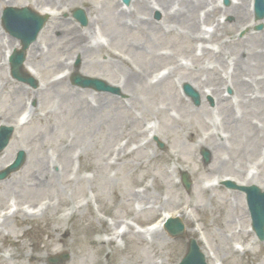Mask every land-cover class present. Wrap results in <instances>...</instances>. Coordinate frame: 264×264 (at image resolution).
<instances>
[{"label": "rangeland", "instance_id": "obj_1", "mask_svg": "<svg viewBox=\"0 0 264 264\" xmlns=\"http://www.w3.org/2000/svg\"><path fill=\"white\" fill-rule=\"evenodd\" d=\"M231 2L219 0V5L227 8ZM116 3L119 10L122 5L130 8L133 16L127 18L132 19L129 26H123L126 30H120L113 38L109 29L117 27L114 21L105 23L99 19L96 22L94 18L96 14L103 17L108 7L117 12ZM8 6L0 5V126H13L14 132L6 148L0 151V173L6 171V165L18 150L25 151L26 159L21 168L0 180V225L4 219L1 214L8 211L9 215L14 214L0 230V264H15L23 248L41 255L42 264H52L47 252L38 253L33 247L46 241V232H50L53 224L67 228L68 233L72 229V248L62 232L57 233V238L64 239L65 243L50 255L68 254V258L56 264H178L186 244L193 239L202 252L210 254L205 258L208 264H264V240H258L248 230L250 218L244 193L224 183L233 180L239 186L237 181L251 179L252 184L264 187V98L252 101L253 109L245 110L239 99L233 101V89L225 83L230 81L236 52L253 46L251 38L264 29V17L254 16L253 0L245 27L232 26V18L227 14L216 15L215 19L226 28L222 25L207 49H200L195 39H189L182 30L158 28L161 13L154 10L147 11V15L140 14L131 0L126 5L122 0L63 3L59 14L69 27L89 30L90 44L104 45L106 50L96 56L90 53L87 61H97L92 67L83 66L77 54L65 58L59 49L60 42L49 47V36L59 35L49 33L57 22H50L49 17L46 24L49 28L42 34L43 27L35 40L41 43L40 51L31 52L30 46L26 51L25 64L38 80L35 88L10 76L6 56L18 40L1 25L2 13ZM77 9L83 11L85 24L73 17ZM136 13L154 21L155 32L144 30V26L135 21ZM207 23L202 28L210 33L214 25ZM83 34L85 37L86 32ZM72 38L73 50L77 40L73 34ZM109 52L116 55L113 61L109 60ZM117 59L122 65H116ZM73 65L85 72H80L82 79L87 76L120 82L121 72L129 67L144 70L153 82L161 74L169 72V76L160 87L154 83L141 84L134 105L130 103L134 110L122 106L121 101L127 99L128 93H123L119 87L115 93L103 92L114 97L115 102L109 109H96V119L92 117L85 123L79 115L86 112L83 106L89 109L87 101L93 97L88 102L96 107L98 91L72 83ZM245 72L238 70L236 78L247 77ZM192 75L201 80L206 76L217 79L221 76L227 84H224L223 96L232 101L234 114L238 118L246 116L258 127L259 146L255 148L256 140L248 139L245 120L238 125L235 139L230 132L228 147L223 151L227 162L220 173L212 170L216 164L209 149L198 146L194 150L195 138H187L190 131L197 129L203 135L201 119L208 122L207 126L219 125L222 119L215 95L208 93L206 85L199 87L203 94L191 87L199 95V105H194L187 96L181 98V87L187 83L183 77ZM60 76H64V83L53 90L47 89L54 82L58 83ZM67 87H73L80 97L62 101L58 90ZM69 106H73L75 112L70 113ZM201 106L208 108L207 115L200 111ZM21 112L28 119L19 123ZM125 114L131 117L135 114L139 121L126 128ZM221 133L225 134L223 130ZM159 142L163 144L162 149L158 147ZM202 151L208 153L207 161L203 160ZM44 170L54 173L46 184ZM32 172L37 178L30 181L28 173ZM181 172L189 174L188 190L182 185ZM38 182L40 186L35 184ZM10 203L13 206L8 209ZM71 207L73 215H70ZM42 210L45 213L40 217ZM168 212L180 213L185 226L183 237H171L163 229L145 232V225ZM117 225L123 228L122 235L110 238ZM126 225L130 226L129 231ZM77 227L82 228L79 237L73 236ZM80 237L88 245L82 254L76 243ZM25 263L31 264L32 259L27 257Z\"/></svg>", "mask_w": 264, "mask_h": 264}, {"label": "bare ground", "instance_id": "obj_2", "mask_svg": "<svg viewBox=\"0 0 264 264\" xmlns=\"http://www.w3.org/2000/svg\"><path fill=\"white\" fill-rule=\"evenodd\" d=\"M14 1L15 0H1L0 5H7V6L26 5L33 10H37V12H39L40 14L49 15L52 21L53 20L57 21L55 26L50 28L49 33L57 32L59 35L58 37L49 36L48 39L49 47L54 46L57 42H60L61 45L59 46V49H61L62 54L65 55V58L67 57L72 58V54H77L81 59L83 66L92 67L94 65H97V61H92V60L87 61V57H89L90 53H92V56H96L97 54H102L101 52L103 50H106L105 46L101 45L100 47L99 45H91L87 37L89 30L87 29L83 30L80 28L77 29L76 27H74V29L70 28L69 24L65 20H63L59 14V9L63 5V3H67L68 5H70V2L72 4V0H34L32 3H24V4H18L15 3ZM131 1L133 7H135V10L140 11V14L142 13L144 15H147V11L151 13L154 10H158L161 13V19H162L160 23H157L158 28L168 31L174 29L175 31L182 30L184 31L187 37L189 36V39H193V38L195 39V42L200 45V49H207L209 47L208 45L209 44L211 45L213 43L211 41L214 40L216 33L219 32L221 27L224 26V28H226V25L219 23L220 21L218 19H215L217 14L221 13V14L229 15L232 18V24H231L232 26L238 28L245 27L247 25L246 23L248 22V19L251 14V2H252V0H232L231 5H229L227 8H223L220 5H218L219 0H154L149 3H146L145 2L146 0H131ZM118 6L119 3H116L115 9H118ZM105 9L107 11L103 17L96 14L94 19L96 22H98V20L100 19L101 22L104 21L105 23H113L114 21L117 27L112 26L109 29V33L113 38H116L120 30L121 31L126 30L124 27L129 26V21L132 18L128 20L127 18L133 16V11L130 8L128 10V8H125L123 6L122 8H120V10L118 9L117 12L112 11L111 8L109 7ZM88 11L90 12L89 9ZM135 15H137L135 16V21L140 26H144V30H148L149 32H155L156 23H154V21L144 19L141 16L139 17L137 13ZM207 22L213 23L214 25L213 28L214 30L209 35H207V32H205L202 28L203 24H208ZM88 24H89L88 27H90L91 26L90 23ZM45 26L43 28L45 31H43L42 34H44L49 28L46 24ZM84 32H86L85 37L83 34ZM72 34L76 36V40H77L75 42L76 45L73 46V50H72V39H73ZM98 34L99 33L96 34V37ZM251 40L253 41V46L240 49L236 52V57L232 61L231 72L229 73L230 81L225 82L231 85L233 89V96H232L233 101L236 102L239 99V103L245 106L243 109L249 111L253 109L252 104L255 102L254 100L259 101L261 100V98H264V29L261 32H258L256 36L252 37ZM45 44H47L46 41ZM16 46L17 45L15 44V47ZM40 48H41L40 41H34L33 45H30L28 50H30L31 52H35V51H40ZM108 56L110 57L109 58L110 61H113V59L116 57L115 54L111 52H109ZM115 62L117 66L122 65V63H120L118 59L115 60ZM25 68L24 69L28 70L31 76L33 77L35 76V73L33 71H30L27 68L26 64H25ZM238 70H241L243 72L248 70V73L247 72L244 73V76L247 77H244L242 79L236 78ZM72 71L76 75H80V72L85 73L81 69H78L75 65H73ZM121 74L123 75V79L118 84L113 80L111 81L109 79H107V83L118 86L120 90L123 91V93H128L127 99L122 100L121 104L125 109L134 110L135 108L131 106L130 103L133 104L136 101L137 98L136 91L138 90L140 85L143 84L144 82L150 83L148 79V75L145 73L144 70H135L132 69L131 67H129V69H126L124 72H121ZM168 76L169 73L167 75H164L160 79L156 80L154 82V85L156 87H160L164 82L163 80L167 79ZM219 77L221 78V80L220 78L217 79L215 76H210V77L206 76V78L203 80H201L200 77H195L194 75H192V77L189 78L188 77H183V78L185 79L184 82H187V84L197 89L201 94L205 92L199 87H203L206 85L208 88V93L215 95L216 108L217 109L219 108L222 114V119L220 124L219 125L216 124L214 126L209 124L207 126L206 124L208 122H205L201 119L200 123L201 125H203L202 131L205 130L203 132V135H200L201 133L197 129L194 131H190L188 133L187 138L188 140L195 138V140L192 142L194 150L197 149L198 146L200 147L204 146L207 147V149H209V151L211 152V156H213V163L216 164L212 168V170L218 171L220 173L222 172L223 167L224 165H226L227 162L226 160L227 157L224 156L223 151L228 147L230 132L233 134L235 139L237 137V132L239 128L238 125L242 123V120H245L243 122V125L246 127L247 133H249L248 139L256 140V143L253 142L254 148L259 146V141L257 138L258 127L254 125L251 120L247 119L246 116L241 115V117L238 118L234 114L232 101H230V99L228 100L226 96H223V88L225 84L223 82L224 80L222 79L221 76ZM58 80H59L58 83L54 82V85L47 89L53 90V87L62 85L64 83V76H60ZM79 94L80 93L76 92V90L73 89V87H67L66 90H58V97L65 102L67 101L68 98L71 97L79 98L80 97ZM96 94H97L96 96H98L99 98L96 107H93L91 105L92 103L88 102L91 99L93 100L95 97L89 99L88 101L85 99V102L87 101L88 103L89 109L83 106V109L86 112L79 115L80 119L83 120V122L85 123L86 121L90 120L92 117L96 119L97 110H102L104 108L109 109L111 104L115 102L114 97L107 95L103 92L98 91ZM181 98L184 97L181 96ZM227 100L229 101V105H227ZM126 103H128L129 106H126ZM71 111L75 112L73 106L70 107V113ZM200 111L206 115L209 112L206 106H201ZM134 115H132L131 117V116H126L125 114V121H128L126 123V128L131 127L132 124L139 121V119ZM209 127L211 128V132L209 131ZM222 130L224 131L225 134L221 133ZM205 132L207 133L204 134ZM154 137L156 139L157 136ZM29 167H31V165L27 166L26 169H28ZM29 172L31 171L29 170ZM239 172L241 171L239 170ZM43 174H45L47 177L46 181H44L45 184L49 183L50 178H53L54 176V173H50L48 170H44ZM35 177L37 178L36 175ZM35 177L33 175V172L28 173V179L30 181L35 180L36 179ZM237 183H239V181H237ZM35 184H38V186L41 185L39 182ZM249 184H252L251 179L249 180L246 179L244 182L239 183V185H246V186ZM26 186L28 187L27 184ZM33 186L34 185H32V187ZM44 213L45 212H43V214L40 217H43ZM5 215H7V213ZM13 215H8L4 217V219L1 221L0 230L3 228V226L8 220L14 217ZM165 218L166 216H164L160 221L148 227L147 229H151L155 226L161 227L162 224L161 222H163ZM118 226L119 225L115 226L114 229ZM126 227H127V231H129L130 226L126 225ZM66 230L68 229L65 227L61 228L53 224L50 232L48 233L46 232L47 234L46 241L43 243H36L33 249H37L35 251H38V253L47 252L48 256L52 257L57 254L50 255V253L58 251L60 249V246L65 243V240L69 243V246L72 248V229L70 230V233H68ZM59 232H62L63 238L66 237L65 240L59 239V237L57 238V233ZM81 233H82V228L79 229L77 227L73 233V236L79 237L81 236ZM86 233H87V229H85V235ZM85 235L83 237H85ZM83 237H80L76 240V243H79L77 245L81 254L84 252L85 247L88 246L84 244ZM21 250H22V255L19 256L20 260H18L15 264H26L25 260L27 257H30L32 259L31 264H42L41 255H35L26 248H23Z\"/></svg>", "mask_w": 264, "mask_h": 264}, {"label": "water", "instance_id": "obj_3", "mask_svg": "<svg viewBox=\"0 0 264 264\" xmlns=\"http://www.w3.org/2000/svg\"><path fill=\"white\" fill-rule=\"evenodd\" d=\"M255 16L258 19L264 17V1L263 0H255L254 4ZM5 20L8 15L14 17H20L12 22L11 28H8L9 31L19 38L22 43V48L19 52H17L12 59V75L20 81H26L32 83L31 79H25L21 76V68L22 62L24 60V51L28 46L29 42L35 38L38 30L41 28L42 23L44 22L43 17H40L36 14H31V11L27 8L19 9H6ZM74 16L81 21L82 24L85 23L84 14L81 10H78L74 13ZM74 83L78 84L82 87H93L97 90H109L105 84L99 80L95 79H86V78H74ZM184 89L187 94L193 99L195 104L199 103L198 96L189 85L185 84ZM3 133H0V150H2L8 143L10 135L12 133V129L5 127ZM159 146L162 147V144L159 143ZM202 156L204 161L208 160V153L206 151H202ZM24 161V153L19 151L17 153V157L13 164H11L6 172L0 175V178H3L7 173L14 171L20 167V165ZM182 182L186 189L189 188L190 182L188 181V176L186 173H182ZM235 188V186H232ZM238 189L244 191L246 193V200L248 203V207L251 213V217L253 220L254 230L256 235L260 240L264 239V190H261L256 185H251L247 187H238ZM167 232L171 236H183V225L179 220H175L167 224L166 227ZM67 255L61 256L59 259L52 258V262L56 263L66 258ZM179 264H206L204 260L203 254L200 252L198 246L196 245L194 240H190L187 244L186 253L179 262Z\"/></svg>", "mask_w": 264, "mask_h": 264}]
</instances>
